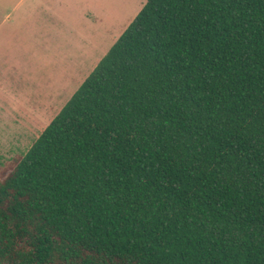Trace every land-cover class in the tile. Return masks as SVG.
<instances>
[{
    "label": "trees",
    "instance_id": "trees-1",
    "mask_svg": "<svg viewBox=\"0 0 264 264\" xmlns=\"http://www.w3.org/2000/svg\"><path fill=\"white\" fill-rule=\"evenodd\" d=\"M0 181V264H264V0H145Z\"/></svg>",
    "mask_w": 264,
    "mask_h": 264
},
{
    "label": "rangeland",
    "instance_id": "rangeland-1",
    "mask_svg": "<svg viewBox=\"0 0 264 264\" xmlns=\"http://www.w3.org/2000/svg\"><path fill=\"white\" fill-rule=\"evenodd\" d=\"M34 1L27 0L26 9ZM47 2L46 19L56 28L50 27V30L54 33H59L60 28L72 30L76 43L79 42L90 56L91 53L96 57L103 55L102 60L146 3L145 0ZM8 8H0V18L6 17ZM60 41L57 37L53 42L59 44ZM32 57L25 54L17 42L9 43L4 35L0 36V59L15 63L11 71L0 69V83L8 89H0V181L8 177L93 72L51 70L47 63H29Z\"/></svg>",
    "mask_w": 264,
    "mask_h": 264
},
{
    "label": "crops",
    "instance_id": "crops-1",
    "mask_svg": "<svg viewBox=\"0 0 264 264\" xmlns=\"http://www.w3.org/2000/svg\"><path fill=\"white\" fill-rule=\"evenodd\" d=\"M26 1H0V8H10H8L6 17L0 18V36L4 35L9 43L14 44L17 42L18 45L23 47L25 54L34 56L29 58V63H47L52 68L51 70L63 72L73 70L77 72L94 71L97 68L103 55L96 57V54L91 53L92 56H90V53H87L79 42L76 43L74 39L76 37L72 35V30L60 28L59 33L50 30V27L56 28L45 16L49 13L47 0H35L29 9H26ZM57 37L62 42L54 44L53 41ZM74 43H76V46ZM78 58L80 59L79 62ZM12 63L11 60L9 62L0 59V69L11 71ZM3 85L0 83V89L5 88L8 90Z\"/></svg>",
    "mask_w": 264,
    "mask_h": 264
}]
</instances>
